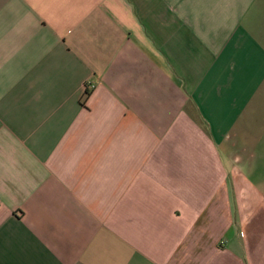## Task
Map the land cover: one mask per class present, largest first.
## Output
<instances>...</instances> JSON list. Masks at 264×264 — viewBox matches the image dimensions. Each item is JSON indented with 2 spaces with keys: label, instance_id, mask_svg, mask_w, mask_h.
Here are the masks:
<instances>
[{
  "label": "crops",
  "instance_id": "crops-1",
  "mask_svg": "<svg viewBox=\"0 0 264 264\" xmlns=\"http://www.w3.org/2000/svg\"><path fill=\"white\" fill-rule=\"evenodd\" d=\"M0 264H264V0H0Z\"/></svg>",
  "mask_w": 264,
  "mask_h": 264
},
{
  "label": "built area",
  "instance_id": "built-area-1",
  "mask_svg": "<svg viewBox=\"0 0 264 264\" xmlns=\"http://www.w3.org/2000/svg\"><path fill=\"white\" fill-rule=\"evenodd\" d=\"M92 87H93L92 84L85 86V93H86L87 91L91 90Z\"/></svg>",
  "mask_w": 264,
  "mask_h": 264
},
{
  "label": "trees",
  "instance_id": "trees-1",
  "mask_svg": "<svg viewBox=\"0 0 264 264\" xmlns=\"http://www.w3.org/2000/svg\"><path fill=\"white\" fill-rule=\"evenodd\" d=\"M85 95H86V97L88 96V94H87V93H86Z\"/></svg>",
  "mask_w": 264,
  "mask_h": 264
}]
</instances>
